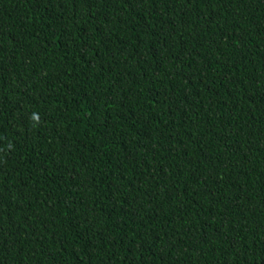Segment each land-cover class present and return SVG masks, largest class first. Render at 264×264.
I'll return each mask as SVG.
<instances>
[{
	"label": "trees",
	"instance_id": "trees-1",
	"mask_svg": "<svg viewBox=\"0 0 264 264\" xmlns=\"http://www.w3.org/2000/svg\"><path fill=\"white\" fill-rule=\"evenodd\" d=\"M0 264H264V0H0Z\"/></svg>",
	"mask_w": 264,
	"mask_h": 264
}]
</instances>
